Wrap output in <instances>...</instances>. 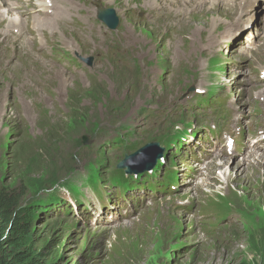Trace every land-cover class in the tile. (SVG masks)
I'll list each match as a JSON object with an SVG mask.
<instances>
[{
    "label": "rangeland",
    "instance_id": "1",
    "mask_svg": "<svg viewBox=\"0 0 264 264\" xmlns=\"http://www.w3.org/2000/svg\"><path fill=\"white\" fill-rule=\"evenodd\" d=\"M222 2H217L221 7L217 12L200 11L193 5L187 10L191 17L187 25L175 22L170 26L164 23L175 19L173 12L155 22L150 18L140 22L142 14L133 15L127 8L145 3L143 8L156 10L159 4L154 0H94L97 24L121 40L110 53L98 55L70 43L60 29L53 33L48 41L53 47L48 68H58L56 52L65 49L78 58L71 64L65 61L70 71H88L80 72L86 85L77 84L72 90V103L61 107L63 116L39 120L33 138L25 131L20 113L0 110V192L15 195L21 209L36 208L29 226V246L34 256L42 254L37 258L42 264H205L206 256H215L213 264H264V170H249L250 175L247 169L239 170L235 178L234 172L223 168L220 174L219 160L212 164V149L200 144L195 153L188 151L190 163L186 165L193 169L199 163L205 169H179L178 180L171 170L177 164L170 160L175 158L172 147L178 150L182 146L172 140L186 128L202 132L197 128L202 118L214 126V119L226 106V130H233L232 123H238L245 134L248 130L252 133L243 137V144L236 142L238 156L221 162L226 161V167H246L247 162H242L246 151L240 147L247 143L256 146L253 156L264 158V140L256 136L264 126H258L246 112L244 99L243 107L236 104L251 86V92L264 89L262 82H248L249 77L259 78L257 73L264 67V0H252L243 19L238 10ZM98 5L115 10L119 19L116 30L97 21ZM168 10L181 12L183 7ZM220 21L219 29L211 28ZM124 24H128L127 32ZM219 55L222 61L216 60ZM88 58L93 59L91 66L85 63ZM100 67L105 80L100 86L90 85L86 75ZM132 74L138 82L152 79L156 93L134 89ZM128 82L132 88L125 89ZM224 85L234 91L232 100L221 99L222 94L210 107L186 110L188 104L197 105L195 98L188 99L190 89L212 95ZM223 101L225 107L220 105ZM3 104L0 100V108ZM233 114L240 117L238 122ZM84 138L90 141L88 145ZM153 143L170 152L163 166L170 163L171 167H166L160 185L163 190L174 188L152 196L155 191L135 192L137 185L131 180L119 188L112 185L113 175L120 183L123 179L114 174L119 162ZM256 165L263 167L264 159ZM69 191L82 197L81 205L69 200ZM259 194L263 198L255 196ZM56 196L68 201L67 207L44 210L42 203ZM55 211L60 218L54 217ZM219 231V238L212 239ZM1 251L8 254L9 248L1 246Z\"/></svg>",
    "mask_w": 264,
    "mask_h": 264
},
{
    "label": "bare ground",
    "instance_id": "2",
    "mask_svg": "<svg viewBox=\"0 0 264 264\" xmlns=\"http://www.w3.org/2000/svg\"><path fill=\"white\" fill-rule=\"evenodd\" d=\"M93 1L94 0H0V100L4 102L0 110H13L16 115L20 113L25 118V131L33 138V134L37 128V122L41 119L45 122V119L49 118V115L62 117L64 113L60 115L62 111L61 107H68L70 102L72 103L73 101L72 99L70 100L72 90L76 88L77 84H80L81 86L86 85L85 80L83 79L84 75L80 72H70L68 70L64 60L65 55L62 53L58 55L60 60L58 68H48V66H51V51L48 41L52 38L53 33L60 29L65 32L66 38L70 43L76 44L88 52L98 55L110 53L121 40L118 34L104 33L103 30L94 23L92 11ZM154 1L159 4L158 8L160 15L157 18H155L156 14L153 11L143 8L145 3L131 4L128 5L127 8L132 13L144 10L145 16L152 17L153 22L163 16L168 17L169 13L173 12L172 17L175 19L164 23L170 26H172L175 22L181 25H187L189 19L191 18L187 13V10L191 9L193 5H195L198 9L200 8V11L213 10L217 12V10L221 8L217 4V2H220L221 0H173L172 2H162V0ZM222 1L223 5L238 10L242 19L248 14L251 8V6L246 3V0ZM206 3L208 4L206 5ZM181 6L183 7L181 12L180 10H168V8H180ZM241 6L242 8L240 9ZM13 13H15L17 17H10ZM216 15L217 13L212 14L213 17ZM186 17L187 21H184ZM132 22L139 24L138 20ZM221 23L222 22L220 21L218 25L211 28L219 29ZM123 30L125 32L129 30L128 24L123 25ZM162 37L164 38V36ZM171 37H173L171 38L173 40L176 39L175 36ZM142 59H145L144 55ZM54 61L57 62L58 58H55ZM148 63L150 64L151 61ZM114 66L119 65L115 64ZM101 68L102 67L86 75L85 79L89 81V84L91 82H93L95 86H100L102 84L105 77L100 72ZM125 69H127V67H125ZM262 72L264 73V67L260 69L257 74ZM90 76L92 77V80L90 79ZM132 76H134L133 87L138 92L146 94L156 93V86H154L152 79H145L144 81L142 80L141 82H138L136 76L133 74ZM126 85L125 89H127L128 86L129 88H132L130 86V82L126 83ZM252 88L253 86L247 89L238 100L240 101L241 99H245L248 102L246 105V111L248 113L256 114L259 123H262L264 121V116L254 105L250 103L252 99ZM219 91L221 92H217L214 95H222L224 93V96H221V98L225 97L228 100L234 98V91L226 85H224L223 89ZM237 97H239L238 94ZM172 102L174 103V100H172ZM216 102H218V99ZM47 104L51 106H48ZM197 106L198 105L188 104L186 110ZM233 117L237 119V122L239 121L238 119H240L238 114H233ZM198 121L200 126L197 128L203 129L202 132L197 133L196 128H186V130L180 131V137H175L172 140L173 143L176 141L179 143L182 142V146H178V150L172 147L174 149L172 152L180 156L184 155V158L175 164L174 168L188 169L186 163L187 161L190 163V159H188L189 157H187L184 152H188L189 147L192 144L195 145L201 143L200 145L211 148L212 154H215V151L217 152V154H215L212 158V164L213 160H219L218 171L220 174L224 171L223 168H225V172H234L236 174L235 178H237V172L239 170L242 171L247 169L245 170L247 175H250L249 170L254 169L257 173L258 171L264 170V166L261 167L260 165H256V163H259V161L264 158H261L260 156H253V154H255L254 152H250L249 155L245 154V159H243L242 162H247L248 165L246 167H226V161L221 162V159L230 160V158L234 155L233 150H235L232 142L238 143L242 141L243 144V136L236 137L226 132L223 135H218L216 138H211L208 130L204 129L206 123L211 121L207 118H202ZM223 121H221V123ZM232 124L235 125V128L238 131H245L238 123ZM0 130L3 133V128H0ZM202 134L206 135V140L209 143L203 141L201 137ZM83 142L86 145L90 143L87 138H84ZM173 143L169 145V149ZM185 145H188V147H185L186 151L182 150V147ZM158 146V143H153L147 146V150L152 149L154 151L158 148ZM169 153L170 152L167 149L166 151L154 152L153 156L162 157ZM255 158H258V160H255ZM123 162L124 161L122 160L120 163ZM150 162L153 163L152 161ZM192 165L194 164L192 163ZM208 166L209 163L207 167ZM70 196L75 197L76 194L73 191H69V197ZM255 196L260 197V199L263 198L262 194ZM59 197L60 200L58 203H47L45 204L46 208L49 210L52 207H54V209L66 208L68 204L64 201L63 197ZM54 215L55 218L61 217L56 211L54 212ZM232 223L235 224V222ZM221 233L222 231H219L212 239L219 238ZM145 236L147 237V235ZM215 260V256H206L205 264H213Z\"/></svg>",
    "mask_w": 264,
    "mask_h": 264
},
{
    "label": "trees",
    "instance_id": "3",
    "mask_svg": "<svg viewBox=\"0 0 264 264\" xmlns=\"http://www.w3.org/2000/svg\"><path fill=\"white\" fill-rule=\"evenodd\" d=\"M45 203L46 200L42 205ZM33 208L36 210L35 207L21 209L15 195L6 196L0 192V247L9 248L8 254L0 252V264H42L37 259L42 254L34 256L29 246V226L36 217Z\"/></svg>",
    "mask_w": 264,
    "mask_h": 264
},
{
    "label": "water",
    "instance_id": "4",
    "mask_svg": "<svg viewBox=\"0 0 264 264\" xmlns=\"http://www.w3.org/2000/svg\"><path fill=\"white\" fill-rule=\"evenodd\" d=\"M98 18L105 22L108 27L115 29L118 24V20L112 10H103L99 13ZM91 64V60L88 61ZM162 149L158 148L156 150L149 149L147 147L141 149L135 155L128 157L123 163L118 165V169H123L127 174H137L140 172H145L151 170L160 156H153L154 152H161ZM160 157V158H159ZM128 160V161H127ZM144 160V163H143ZM147 160L146 164L145 161ZM152 161L153 163H151Z\"/></svg>",
    "mask_w": 264,
    "mask_h": 264
}]
</instances>
